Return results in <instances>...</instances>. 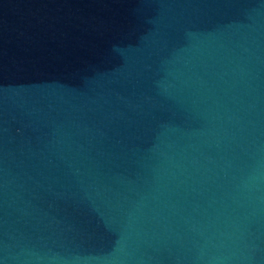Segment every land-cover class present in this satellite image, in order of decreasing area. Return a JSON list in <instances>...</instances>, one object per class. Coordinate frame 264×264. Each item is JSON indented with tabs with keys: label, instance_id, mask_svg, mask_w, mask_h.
Here are the masks:
<instances>
[{
	"label": "water",
	"instance_id": "1",
	"mask_svg": "<svg viewBox=\"0 0 264 264\" xmlns=\"http://www.w3.org/2000/svg\"><path fill=\"white\" fill-rule=\"evenodd\" d=\"M0 264H264V0H0Z\"/></svg>",
	"mask_w": 264,
	"mask_h": 264
}]
</instances>
